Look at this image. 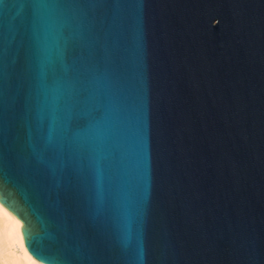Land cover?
<instances>
[{"label": "water", "instance_id": "1", "mask_svg": "<svg viewBox=\"0 0 264 264\" xmlns=\"http://www.w3.org/2000/svg\"><path fill=\"white\" fill-rule=\"evenodd\" d=\"M0 204L43 264H264V0H0Z\"/></svg>", "mask_w": 264, "mask_h": 264}, {"label": "bare ground", "instance_id": "2", "mask_svg": "<svg viewBox=\"0 0 264 264\" xmlns=\"http://www.w3.org/2000/svg\"><path fill=\"white\" fill-rule=\"evenodd\" d=\"M22 222L0 204V264H43L27 251Z\"/></svg>", "mask_w": 264, "mask_h": 264}]
</instances>
